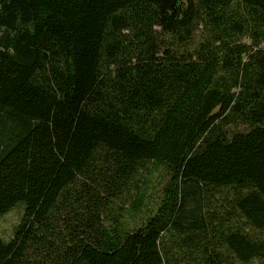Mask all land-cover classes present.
<instances>
[{
	"label": "trees",
	"instance_id": "obj_1",
	"mask_svg": "<svg viewBox=\"0 0 264 264\" xmlns=\"http://www.w3.org/2000/svg\"><path fill=\"white\" fill-rule=\"evenodd\" d=\"M147 165L169 173L156 212L106 226ZM225 188L264 229V0H0V219L25 210L0 264H170L166 234Z\"/></svg>",
	"mask_w": 264,
	"mask_h": 264
},
{
	"label": "rangeland",
	"instance_id": "obj_2",
	"mask_svg": "<svg viewBox=\"0 0 264 264\" xmlns=\"http://www.w3.org/2000/svg\"><path fill=\"white\" fill-rule=\"evenodd\" d=\"M197 42L198 37L195 36L187 48H195ZM227 129L233 133L238 126L232 124ZM168 180L169 173L164 167L147 165L141 169L127 188L115 198L107 200L103 212L105 225L109 226L116 220L123 232L135 231L156 212ZM245 195V191L228 188L203 191L198 211L193 217L189 216L190 223L183 224L184 233L175 237L173 233L166 234L170 264H206L208 255L205 249L214 250L223 264H264V255L243 263L228 247V239L233 234H243L256 245L264 247V229L255 228L240 210L239 203ZM139 204V212H134L133 207ZM24 211V205L19 204L0 219V238L4 242L9 243L13 239ZM193 224L202 227L192 229L190 226ZM261 253L264 254V248Z\"/></svg>",
	"mask_w": 264,
	"mask_h": 264
}]
</instances>
